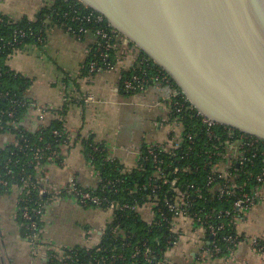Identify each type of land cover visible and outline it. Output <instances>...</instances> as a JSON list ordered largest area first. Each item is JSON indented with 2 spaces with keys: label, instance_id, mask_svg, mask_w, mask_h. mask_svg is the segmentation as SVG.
<instances>
[{
  "label": "crops",
  "instance_id": "0c3cea01",
  "mask_svg": "<svg viewBox=\"0 0 264 264\" xmlns=\"http://www.w3.org/2000/svg\"><path fill=\"white\" fill-rule=\"evenodd\" d=\"M57 0H0V16L11 20L39 22L45 10L50 11ZM45 43L31 44L14 53L8 66L31 80L27 93L34 107L24 118L27 128L49 126L57 115L41 118L40 109H61L68 104L66 127L69 150L60 164L45 167L50 182L64 188L75 179L85 188L96 189L99 173L86 156L85 140L106 146L108 157L126 173L140 168L147 145L169 146L181 140L183 128L172 107L173 89L151 84L144 93L124 91L122 76L140 66V51L132 45L121 46L118 67L114 71L87 75L84 72L90 51L97 38L93 33L74 35L55 23L52 15L45 20ZM42 44V43H40ZM93 95L95 102L86 104L84 96ZM67 97V103L63 98ZM10 134L0 135V153L13 142ZM70 146V147H69ZM64 149V148H63ZM230 162L231 160L228 159ZM256 205L237 224L240 243L222 257H209L205 249L210 239L192 221H175L174 242L164 253L169 264H264L252 244L264 242V185ZM17 193L0 195V264H46L43 256H34L17 219ZM142 217L149 220L147 210ZM114 214L95 208H84L73 199H63L47 206L44 237L59 249L95 248Z\"/></svg>",
  "mask_w": 264,
  "mask_h": 264
},
{
  "label": "built area",
  "instance_id": "2783aa9c",
  "mask_svg": "<svg viewBox=\"0 0 264 264\" xmlns=\"http://www.w3.org/2000/svg\"><path fill=\"white\" fill-rule=\"evenodd\" d=\"M64 1L67 2L69 0ZM73 1L76 3V6H83L84 12L82 15L75 12L73 16L64 14L61 20H70L71 23H80V29H76L71 23L68 25L64 24L68 32L79 37L85 36L87 33H93L98 39L94 48L99 60L89 63L90 74L116 70L119 62L118 53L121 46L132 44L117 32L102 15L89 9L79 0ZM83 23H94L100 27L89 30ZM103 24H106L105 27L102 26ZM35 34L36 32L32 29L17 30L13 38L5 41L4 44L5 46L14 47L20 44V38L25 39L33 37ZM37 37L40 43L44 42L41 34ZM140 54L142 55V53ZM139 65L140 66L130 71L129 77L122 76L124 91L128 93H144L151 84L170 86L173 89L172 109L181 123L179 126L183 128L180 142H172L169 146L147 145L143 150L140 167L142 168L143 162L151 156L154 166L158 171L155 177H150L148 183L144 185L146 190H151V196L146 203L129 204L115 202L108 196L98 192L101 191L105 193L106 189L108 187L111 188L116 182L108 181L107 183H102L103 181H100L101 185L99 184V187L96 189L85 188L75 179L70 180L64 188H59L52 184L47 177L45 167L48 163L64 160L65 155L69 153V150L65 149V147H67L66 144L63 145L62 148L64 149H62L61 153L53 150L50 144L35 149L33 159L29 164L34 165L39 171L38 176L34 177L31 174L22 173L23 179L21 186L12 185L10 181L0 178V190L14 189L15 193H17V219L20 222L24 237L31 245L32 254L34 256H43L46 260V264H54L55 262L70 264L69 261L71 260V256L67 255L66 252L69 249H59L53 242L46 240L44 237V222L47 206L58 204L63 199H73L78 205L84 208L106 210L114 214L115 218L118 212L139 213L142 217V210H147L150 215L149 220L143 217L142 219L148 222L150 226L166 223L169 226L168 235L171 244L174 242L175 221L178 219L192 221L198 225L199 228L203 229L205 235L210 239V243L204 253L209 257H217L223 252V248L220 247L215 240L222 235L221 232L226 228L225 222L222 221L224 216L231 217L233 219L232 225L237 228L238 221L246 212L250 211L256 205L260 198L259 190L264 185V141L250 137L234 129L218 125L203 116V114L196 110L191 104L184 92L178 87H174L176 84L172 77L163 69L156 66L148 56L147 58L140 56ZM148 70H152V72H148ZM0 97H7V95L0 93ZM67 100V97L64 96L63 101L67 103ZM82 101L89 104L96 100L93 95H88L84 96ZM40 111L42 113L41 118H43L50 114L53 108L45 107L40 109ZM183 111L194 112L201 120L202 124L200 128L196 127L194 131L188 130L181 121V114ZM9 116L14 117V113L10 112ZM3 128L4 126L0 119V130H3ZM64 133L68 134L66 125L63 132L56 129L52 131V135L58 139L62 138ZM203 137L207 142L204 145H200L198 139H202ZM68 138L69 135L67 139H65V143L68 141ZM42 140L43 137H40L39 141ZM13 142L11 144H13ZM186 143L188 144L186 149L188 151L187 156L195 153L196 157L204 160V167L209 170L206 177V185L204 190L200 189L198 186L191 185L188 190L182 191L177 187V179H174L169 183L173 190H175L177 197L171 200L166 199L162 203L160 194L162 185H159V180L164 177L165 170L161 167V165H164V159H159L158 153L165 152L169 155V158L177 159L179 155L178 151L182 150ZM11 144L9 146H11ZM199 145L202 148H200ZM14 146L17 148L19 142L16 141ZM93 149L94 152L98 151L97 147H93ZM14 154L15 153L12 152V155ZM91 159L92 157L90 156V160ZM228 159L231 161L229 162ZM106 160L110 162L115 161L109 157ZM19 163H21L20 160L15 161L16 165ZM41 163H46L47 165H40ZM90 163L92 165L91 161ZM259 164L262 166L259 173L255 174L254 171ZM92 166L94 167V165ZM115 171L124 173L119 165L115 167ZM173 173H180V168L174 167ZM13 174L12 170L8 169L7 175L13 176ZM252 180L256 184L252 191H248V183ZM241 181H243V183H240ZM205 191L211 193L209 200H233L234 212L229 210L225 211L224 209L215 212L196 210L197 200L206 201L208 199L207 196H209V194H206ZM34 196L35 198L32 199ZM33 201L34 205L29 206V203ZM167 213L171 214L170 218ZM105 232L106 229L104 234ZM125 238L128 239V236ZM226 241L233 246L229 254L240 243L239 236L235 238L228 237ZM100 244L97 247H99ZM252 244L255 251L261 256H264V242L260 239H254ZM145 249L144 255L140 250L133 252L129 258L130 261H128V257H126L123 251L119 254H113L111 259L114 263L121 261L123 264H169L165 257L160 259L159 255L149 246ZM141 257H143V260H141ZM100 264H104V262Z\"/></svg>",
  "mask_w": 264,
  "mask_h": 264
},
{
  "label": "water",
  "instance_id": "95a60500",
  "mask_svg": "<svg viewBox=\"0 0 264 264\" xmlns=\"http://www.w3.org/2000/svg\"><path fill=\"white\" fill-rule=\"evenodd\" d=\"M209 120L264 141V0H79Z\"/></svg>",
  "mask_w": 264,
  "mask_h": 264
},
{
  "label": "trees",
  "instance_id": "16d2710c",
  "mask_svg": "<svg viewBox=\"0 0 264 264\" xmlns=\"http://www.w3.org/2000/svg\"><path fill=\"white\" fill-rule=\"evenodd\" d=\"M80 5V4H79ZM77 14L82 15L84 12L83 6H76L73 0L64 1L57 0L55 6L50 10H45L42 13V19L35 23L30 20L15 21L11 20L9 17L0 16V93L6 94L7 97H0V119L4 126L3 130H0V135L10 134L14 138L13 144L7 147L2 153H0V178L10 181L12 185L21 186L23 174H31L34 177L38 176L39 171L34 165L29 164L33 159L34 150L37 148H42L47 144L52 146V149L58 153L62 152V147L65 145V139H67L68 134L64 133L63 137L58 139L52 135L53 130L64 131L66 125V116L68 111V104H65L61 109H54L52 112L57 115L55 121H53L49 126H39L35 130L29 129L24 124V118L28 114L29 110L34 107L33 102L29 99L27 93L31 86V80L23 77L19 73L12 70L8 64V59L16 52L22 50L27 45L37 44L43 45L45 43L44 28L45 20L47 15H52V20L59 23L63 27L64 24L71 23L70 20H61L64 14H69L73 16ZM84 15V14H83ZM76 29H80L81 25L78 22L71 23ZM83 25L89 30L97 29L100 26L94 23H83ZM106 24L102 26L105 27ZM34 30L36 34L33 37H28L25 39L20 38L17 46L10 47L5 46L4 42L13 38L17 30ZM42 35L44 42L40 44L38 41V35ZM133 47H135L132 44ZM142 57L147 56L145 54ZM98 61L99 57L96 54L95 48L92 50L89 59L86 63L84 72L90 75L89 63L92 61ZM152 72V70H148ZM95 74V73H94ZM130 72L124 74V76L129 77ZM175 88L177 85L174 86ZM133 94V93H131ZM13 112L14 117H10L9 113ZM182 123L188 128V130H193L196 127L201 126V120L196 116L194 112H184L181 114ZM201 134V133H200ZM23 137V138H22ZM40 137H43L42 141H39ZM18 141L19 146L15 148L14 143ZM200 145H204L207 140L203 137L198 139ZM199 145L200 148H202ZM84 146H86V156L89 161L92 162L96 171L99 173V177L102 183H107L108 181L116 182L111 188H107L105 193L98 191L100 194L108 196L111 200L121 203L129 204H143L146 203L151 196V190L145 189L144 185L148 183L150 177H155L158 173L154 166L153 159L150 158L143 162V167L134 170L132 173L117 172L115 167L119 165L117 161L110 162L106 159L108 158V152L106 146L103 144H97L94 140H85ZM93 147H97L98 151L94 152ZM188 144H184L182 150L178 151L179 155L177 159L169 158L167 153H158L159 159H164V165H161L165 170L164 177L159 180V185H162L161 202L163 203L166 199H176L177 195L175 190L169 182L177 179V187L182 190H188L189 186L195 185L204 190L206 185V177L209 170L204 167V160L195 156V153L189 154L186 150ZM12 152L15 154L12 155ZM90 156L92 159L90 160ZM148 156V155H146ZM184 157V158H183ZM16 160H20L21 163L15 164ZM62 161L55 162L60 164ZM52 164V163H48ZM40 165H47L46 163H41ZM259 164L255 169V174L259 173L261 168ZM174 167L180 168V173L174 174ZM8 169L12 170L13 176L7 175ZM123 170V167H121ZM23 173V174H22ZM120 180V181H119ZM240 183H243L241 181ZM256 183H248V191H252ZM101 185V184H100ZM15 193L14 189L0 190V195L2 194ZM204 193V192H203ZM208 199L197 200L196 210H204L205 212L218 211L224 209L234 212L233 200H223L219 201ZM204 193V195H205ZM206 196V195H205ZM35 198L32 197V199ZM34 201L29 203V206H33ZM195 211V210H194ZM167 212V211H166ZM169 218L170 213H167ZM232 218L224 216L222 219L226 224V228L221 232V236L217 238L216 243L223 248V252L217 256L222 257L229 254L230 249L233 246L226 241L228 237H238L236 226L232 225ZM169 226L166 223H160L159 225H148V222L144 221L139 213L133 212H118L115 220L106 227V232L102 238L101 244L95 249H88L83 247H75L67 250V255L71 256L70 264H123L121 261L113 262L111 256L113 254H119L122 251L128 257L130 261V256L136 250H140L144 255L145 248L149 246L153 249L156 254L159 255L160 259H163L164 251L170 247L169 241ZM128 236V239L125 237ZM168 246V247H167ZM143 260V257H141ZM54 264H61L55 262Z\"/></svg>",
  "mask_w": 264,
  "mask_h": 264
}]
</instances>
